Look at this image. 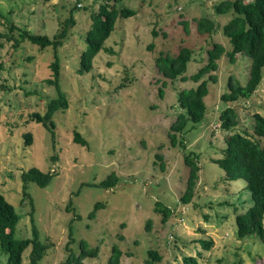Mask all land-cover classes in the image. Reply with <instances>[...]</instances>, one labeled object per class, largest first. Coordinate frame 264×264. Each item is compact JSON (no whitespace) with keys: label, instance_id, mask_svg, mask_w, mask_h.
<instances>
[{"label":"rangeland","instance_id":"374dc122","mask_svg":"<svg viewBox=\"0 0 264 264\" xmlns=\"http://www.w3.org/2000/svg\"><path fill=\"white\" fill-rule=\"evenodd\" d=\"M104 1L0 0V193L20 217L15 238L32 239L38 231L46 246L38 264H65L70 256L74 260L95 249L97 256L72 264H109L114 246L122 251L120 264H147L151 250L163 258L153 264H187L190 257L197 264H264V243L256 236H237L235 218L252 204L243 190L246 182H226L213 162L225 155L230 132L220 128L225 110L235 108L239 129L250 134L254 114L264 117V80L249 101L222 100L231 77L247 83L251 60L237 55L231 63L223 56L218 82H209L203 122H189L177 136L186 148L173 147L169 139L181 112L179 92L198 87L191 77L206 65L207 50L213 44L227 53L233 50L222 30L234 12L216 15L215 6L224 0H124L117 8L135 15L118 18L92 69L80 74L86 33ZM202 18L216 22L213 35L199 31L196 20ZM71 19L75 25L58 50L68 108L56 112L50 133L31 117L45 115L57 98L47 83L53 78L55 51L19 42V33L53 38ZM182 48L193 53L188 80L166 79L157 59L175 58ZM27 133L33 135L32 146L25 145ZM75 133L86 146L75 143ZM190 153L199 158L201 170L195 198L185 205L180 199L189 175L185 155ZM33 167L53 175L45 187L25 186L24 173ZM111 175L116 184L101 187ZM158 205L172 211L166 222ZM199 239L212 241V247L204 250ZM30 254L31 248L23 255L24 264H30ZM7 257L0 246V264Z\"/></svg>","mask_w":264,"mask_h":264},{"label":"trees","instance_id":"16d2710c","mask_svg":"<svg viewBox=\"0 0 264 264\" xmlns=\"http://www.w3.org/2000/svg\"><path fill=\"white\" fill-rule=\"evenodd\" d=\"M50 2L51 0H43ZM124 0H106L100 6L98 13L92 17V24L86 33V49L80 55V70L83 74L89 72L93 66V60L104 50L106 41L111 37L115 30L118 18H130L135 12L124 8H117V4ZM234 12L233 18L223 27L222 33L232 44L233 50L226 52L224 46L213 44L212 48L207 50V63L197 74L191 77V80L199 84L194 90H183L179 92L178 105L180 114L177 120L171 125L169 130V139L173 147L180 145L186 148L183 142H178V135H181L187 128L189 122L200 124L203 122L207 107L205 99L209 95V82L217 83L216 73L219 70V61L227 55L231 63H234L237 55H244L251 60L249 78L243 86L232 77L229 79V93L222 96V100L227 103H238L242 100L249 101L261 86L264 80V0H224L215 6L216 15H227ZM73 18V17H72ZM74 19V18H73ZM66 21L59 32L50 38L46 35H37L28 31H20L19 42H30L39 47L40 50L52 48L55 51V61L52 63L53 78L47 80V83L54 86L57 91V98L51 100L47 105L45 115L34 113L32 121L42 124L50 133H54L56 128L54 116L58 110L68 108V100L60 86L61 65L58 58V50L63 47L69 36V29L75 25L74 20ZM198 29L204 34L213 35L218 28L216 22L209 18L196 20ZM187 24V23H186ZM15 27L11 23V31ZM19 45L15 39V47ZM193 53L191 49L182 48L180 53L172 58L169 55H161L156 61V67L160 74L171 81L188 80L185 77L188 63L191 61ZM163 86H165L163 84ZM160 96H164V90H160ZM221 129L230 131L225 138V155L222 159L214 160L224 172L226 182H236L244 180L246 185L244 191L249 193L252 204L247 211L236 216L237 236L239 239H246L251 236L258 237L264 243V117L260 114H254L252 120L253 132L240 130V116L235 108H228L221 114ZM237 129L239 131L234 130ZM25 145H33V135L27 133L23 136ZM75 143L86 146L87 143L79 133H75ZM54 160V159H53ZM185 164L189 170L187 186L184 195L180 201L183 204H190L195 198L196 188L199 182L200 166L199 158L192 153L185 155ZM53 177L51 173H44L40 169L33 167L24 173L23 180L27 187L29 183H36L45 187ZM116 178L111 175L107 181L101 184V187L110 188L116 184ZM242 197V196H241ZM239 198V201L241 200ZM223 206H234L229 203L221 204ZM101 206V205H99ZM157 211L164 215L163 222L172 215L171 209L157 206ZM237 209H235V212ZM92 214L91 217H94ZM20 217L15 207L10 204L5 196L0 193V246L7 254L5 264H24L23 255L25 251L31 248L30 264H38L43 259L46 246L39 240L38 231H34L32 239L17 240L15 238L17 225ZM149 228V227H148ZM72 238V230H70ZM72 240L68 244L72 243ZM204 250L210 249L212 241L199 239L198 241ZM85 242H81V247L85 248ZM201 255V252H199ZM98 249L92 252L82 251L79 258L72 259L70 256L65 264L81 262L88 256H97ZM149 256L152 262H161L162 256L157 251L151 250ZM122 251L113 247V252L109 264H120ZM187 264H197V261L190 257L185 259Z\"/></svg>","mask_w":264,"mask_h":264}]
</instances>
